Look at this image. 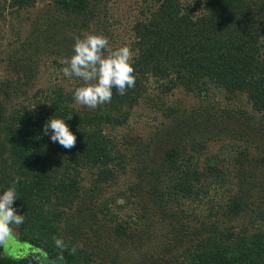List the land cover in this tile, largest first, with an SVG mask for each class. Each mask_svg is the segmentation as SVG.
Masks as SVG:
<instances>
[{
    "label": "trees",
    "instance_id": "obj_1",
    "mask_svg": "<svg viewBox=\"0 0 264 264\" xmlns=\"http://www.w3.org/2000/svg\"><path fill=\"white\" fill-rule=\"evenodd\" d=\"M121 1L0 0V193L23 216L9 226L63 264H264V0ZM88 33L129 47L136 78L95 109L62 71ZM43 66L61 81L37 85ZM140 104L161 120L118 138ZM51 117L73 148L44 133ZM133 199L144 211L123 215ZM0 264L31 262L0 238Z\"/></svg>",
    "mask_w": 264,
    "mask_h": 264
},
{
    "label": "clouds",
    "instance_id": "obj_2",
    "mask_svg": "<svg viewBox=\"0 0 264 264\" xmlns=\"http://www.w3.org/2000/svg\"><path fill=\"white\" fill-rule=\"evenodd\" d=\"M73 54L65 61L63 75L76 77L84 82L74 90L75 100L84 106L95 109L111 102L113 89L125 95L135 86L133 54L129 47L111 48L106 36L88 33L74 38ZM70 118V117H68ZM45 134L51 133L53 143H59L65 149L75 146L76 136L66 123V119L51 117L47 120ZM18 197L14 187L0 193V238L6 237L10 224L23 223V216L13 207ZM57 246L63 241L57 239Z\"/></svg>",
    "mask_w": 264,
    "mask_h": 264
},
{
    "label": "rangeland",
    "instance_id": "obj_3",
    "mask_svg": "<svg viewBox=\"0 0 264 264\" xmlns=\"http://www.w3.org/2000/svg\"><path fill=\"white\" fill-rule=\"evenodd\" d=\"M138 2L140 0H131V2H126L125 0L121 1L120 4H116L117 6H123V7H130V6H135V2ZM126 11V10H124ZM129 16H132V13L129 11L128 14ZM133 17V16H132ZM3 36V40H5L4 42H9L10 40H12L13 38V34L9 29V26H5L3 28L2 31ZM2 55L1 50H0V56ZM47 66H43L42 67V71L40 73V78L37 82V85L39 84H43L44 82H46L47 80L49 81L52 78V81L54 80L55 77L57 78V81L59 80V82L61 81V77L62 75L60 74V72L58 71L57 73L55 72H50L47 71L48 67ZM51 67H49L50 69ZM7 71L5 70V64L0 62V74H3L4 76L6 75ZM63 82L65 83L66 86L69 85H74L72 80L67 81L66 79L63 80ZM183 97L184 95L182 93H177L175 98L177 97ZM196 100H191L189 101V104H195ZM136 114L133 116V118L130 120V123L127 126H124L118 130L115 131L116 135L118 138H122V135L128 134V135H135V134H147V131L150 128H153V124L155 122H158V120L160 119V116H158V119H156V115L150 111L149 107L146 104H140L137 109H136ZM126 177L124 176L122 178V181L118 184H113L112 186H108V191H114L117 190V188L120 186V190L121 189H126ZM105 191V190H104ZM123 206H127L123 209V215H127V216H131V214L134 215V213L136 214L137 211H144V206L141 204V202H139L138 200L133 199V201L130 204H126ZM140 208V209H139ZM137 210V211H136ZM138 211V212H139ZM138 215V214H136ZM135 215V216H136ZM9 228V232L8 235L6 237L2 238V242H3V247H4V253L9 255V256H13V257H21L22 256V250L24 249L25 245H27L26 242L21 241L16 232L14 231V229L10 226H8ZM73 232H71V234H73ZM77 239L80 240V237H75ZM164 238V237H163ZM160 240V239H159ZM158 244H160V242L158 241ZM109 264H112V262H109Z\"/></svg>",
    "mask_w": 264,
    "mask_h": 264
},
{
    "label": "water",
    "instance_id": "obj_4",
    "mask_svg": "<svg viewBox=\"0 0 264 264\" xmlns=\"http://www.w3.org/2000/svg\"><path fill=\"white\" fill-rule=\"evenodd\" d=\"M26 243L27 245H25L24 249L22 250V257H27L31 264H39L40 259L37 256L41 255V251L35 250V246L33 244L28 242Z\"/></svg>",
    "mask_w": 264,
    "mask_h": 264
},
{
    "label": "flooded vegetation",
    "instance_id": "obj_5",
    "mask_svg": "<svg viewBox=\"0 0 264 264\" xmlns=\"http://www.w3.org/2000/svg\"><path fill=\"white\" fill-rule=\"evenodd\" d=\"M35 250L41 251V255L37 256L40 261L39 264H63L62 259L59 257L57 258H51L46 253H44L42 250L35 248ZM44 260V261H43Z\"/></svg>",
    "mask_w": 264,
    "mask_h": 264
}]
</instances>
